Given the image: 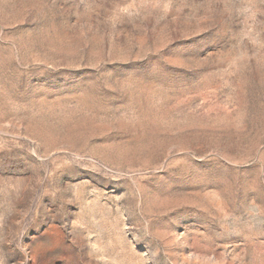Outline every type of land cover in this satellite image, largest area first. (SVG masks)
Here are the masks:
<instances>
[{
	"label": "rangeland",
	"instance_id": "obj_1",
	"mask_svg": "<svg viewBox=\"0 0 264 264\" xmlns=\"http://www.w3.org/2000/svg\"><path fill=\"white\" fill-rule=\"evenodd\" d=\"M0 264H264V0H0Z\"/></svg>",
	"mask_w": 264,
	"mask_h": 264
}]
</instances>
